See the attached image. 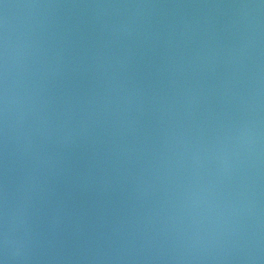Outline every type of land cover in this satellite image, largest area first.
<instances>
[{"label": "water", "instance_id": "95a60500", "mask_svg": "<svg viewBox=\"0 0 264 264\" xmlns=\"http://www.w3.org/2000/svg\"><path fill=\"white\" fill-rule=\"evenodd\" d=\"M0 264H264V0H0Z\"/></svg>", "mask_w": 264, "mask_h": 264}]
</instances>
